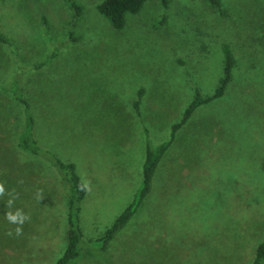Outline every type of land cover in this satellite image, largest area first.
Masks as SVG:
<instances>
[{"label": "rangeland", "instance_id": "1", "mask_svg": "<svg viewBox=\"0 0 264 264\" xmlns=\"http://www.w3.org/2000/svg\"><path fill=\"white\" fill-rule=\"evenodd\" d=\"M102 1L0 0V264H52L67 234V185L17 145V94L38 145L84 183L76 264H249L264 236V0H146L120 28ZM225 48L223 93L175 131L101 251L95 240L141 183L145 141L167 139L193 97L213 93ZM18 212L22 223L8 219Z\"/></svg>", "mask_w": 264, "mask_h": 264}, {"label": "trees", "instance_id": "2", "mask_svg": "<svg viewBox=\"0 0 264 264\" xmlns=\"http://www.w3.org/2000/svg\"><path fill=\"white\" fill-rule=\"evenodd\" d=\"M146 0H103L97 5L98 11L104 15L115 28H120L124 23L126 13L136 12L142 3ZM162 4H166L167 0H160ZM217 5L216 0H212ZM219 12L224 13L219 2ZM0 41L7 42L6 38L0 33ZM224 64L222 76L219 78L218 84L213 93L206 97L200 98L195 95L193 99L185 106L180 119L171 124L169 137L158 143L152 144L148 140L145 141L144 158L142 161V178L141 183L135 191L133 198L119 212L112 223L105 229L100 237L95 241L99 245L101 251H106L111 240L125 227L131 216L135 213L143 198L149 193L152 186V179L155 168L173 140L175 131L188 119L194 108L203 101H209L212 98L220 96L227 81L230 78V70L233 58L230 52L224 49ZM38 66V65H37ZM7 89V88H5ZM12 89L11 86L9 90ZM13 90V89H12ZM17 94V90H13ZM19 102L22 104L23 110V127L17 140V145L30 155L41 156L49 160L55 170L58 172L61 180L69 189V205L67 211V234L66 243L60 256H58L52 264H76L77 261L84 258L81 253V233L78 227V211L79 202L85 194V186L76 171L75 164L71 161H63L50 152L48 149L41 148L33 136L34 120L29 112L28 104L25 99L17 94ZM133 106L137 107V101ZM94 262V261H91ZM100 262V261H99ZM102 264V262H100ZM264 263V236L258 241L252 260L249 264ZM99 264V263H95Z\"/></svg>", "mask_w": 264, "mask_h": 264}, {"label": "clouds", "instance_id": "3", "mask_svg": "<svg viewBox=\"0 0 264 264\" xmlns=\"http://www.w3.org/2000/svg\"><path fill=\"white\" fill-rule=\"evenodd\" d=\"M0 191H3V188H2V186H0ZM21 217V223L23 222V216L18 212V213H16V214H9L8 215V219L10 220V221H15L16 219H17V217Z\"/></svg>", "mask_w": 264, "mask_h": 264}]
</instances>
